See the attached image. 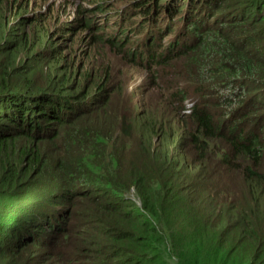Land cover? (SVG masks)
Instances as JSON below:
<instances>
[{"label":"trees","instance_id":"trees-1","mask_svg":"<svg viewBox=\"0 0 264 264\" xmlns=\"http://www.w3.org/2000/svg\"><path fill=\"white\" fill-rule=\"evenodd\" d=\"M61 2L0 0V264H264V0Z\"/></svg>","mask_w":264,"mask_h":264},{"label":"rangeland","instance_id":"rangeland-1","mask_svg":"<svg viewBox=\"0 0 264 264\" xmlns=\"http://www.w3.org/2000/svg\"><path fill=\"white\" fill-rule=\"evenodd\" d=\"M62 0H52V2H55V5L58 6V12H60V9L62 10L63 9V6H64V3L61 2ZM72 4H69V3H65L66 7V12H68L69 14H67L66 12H61L60 14V18L61 16H65V13H66V17L65 18H62L64 19L65 21H67V23H69V21L71 19H73V22L75 21V5L74 3H79V2H75V1H80V0H72ZM108 2H113V0H107ZM89 3L88 1H85V2H82L81 6L79 8L81 9H84V7L88 6ZM79 13V11H78ZM83 13V11L81 12ZM87 13V12H85ZM66 35H68V33H66ZM83 38V37H82ZM81 38V39H82ZM97 41H99V39H96ZM59 39H55L53 41V43H56L58 42ZM63 43H71L70 39L69 38H66V40H64ZM88 43V38H85L84 41H82V47L84 48L85 47V44ZM97 45H100V42H97ZM100 47H102L100 45ZM65 53V51H64ZM101 58H102V61L103 62H107L109 61L110 59L114 61V63L116 65H121L119 61L115 60L113 57H111L110 53L108 50L102 48V55H101ZM78 61H80V58H76L74 60V63L76 64ZM98 64V63H97ZM95 64V67L96 65ZM176 69V68H175ZM175 69H167V71L169 72V74L171 73V71L175 70ZM124 71H125V74H126V78L127 79H130V87H134L135 89V93L136 95L138 96V98H140L141 95H143V98H145V93H144V89L146 87L149 86V84L147 83V81L145 80V76H146V72L145 70L143 69H140L139 67H136V66H126L124 68ZM55 78V77H54ZM162 83L163 84H176L178 85L179 83V80H177L175 77L173 76H167L166 74L162 77ZM154 92V91H153ZM129 196L133 198V189L130 190L129 192Z\"/></svg>","mask_w":264,"mask_h":264},{"label":"clouds","instance_id":"clouds-1","mask_svg":"<svg viewBox=\"0 0 264 264\" xmlns=\"http://www.w3.org/2000/svg\"><path fill=\"white\" fill-rule=\"evenodd\" d=\"M193 101L192 100H190V99H187L186 101H185V103H184V109H185V111L184 112H188L189 110H190V108H191V106H192V103Z\"/></svg>","mask_w":264,"mask_h":264}]
</instances>
